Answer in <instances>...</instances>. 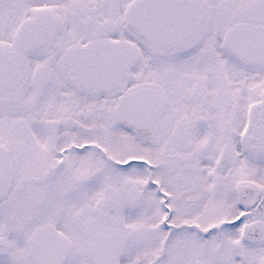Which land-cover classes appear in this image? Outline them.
Instances as JSON below:
<instances>
[{"label": "snow or ice", "instance_id": "6c2138e0", "mask_svg": "<svg viewBox=\"0 0 264 264\" xmlns=\"http://www.w3.org/2000/svg\"><path fill=\"white\" fill-rule=\"evenodd\" d=\"M0 264H264V0H0Z\"/></svg>", "mask_w": 264, "mask_h": 264}]
</instances>
